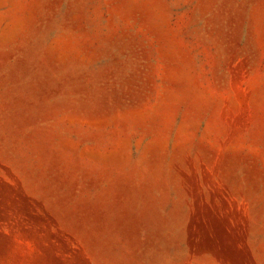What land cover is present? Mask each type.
<instances>
[{
    "label": "rangeland",
    "instance_id": "obj_1",
    "mask_svg": "<svg viewBox=\"0 0 264 264\" xmlns=\"http://www.w3.org/2000/svg\"><path fill=\"white\" fill-rule=\"evenodd\" d=\"M0 264H264V0H0Z\"/></svg>",
    "mask_w": 264,
    "mask_h": 264
}]
</instances>
